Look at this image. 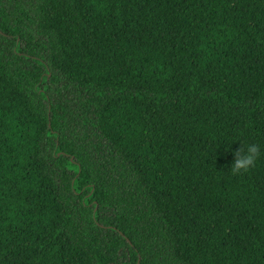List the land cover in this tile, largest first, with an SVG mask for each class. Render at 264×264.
Returning a JSON list of instances; mask_svg holds the SVG:
<instances>
[{"label": "trees", "instance_id": "1", "mask_svg": "<svg viewBox=\"0 0 264 264\" xmlns=\"http://www.w3.org/2000/svg\"><path fill=\"white\" fill-rule=\"evenodd\" d=\"M0 264H264V0H0Z\"/></svg>", "mask_w": 264, "mask_h": 264}, {"label": "clouds", "instance_id": "2", "mask_svg": "<svg viewBox=\"0 0 264 264\" xmlns=\"http://www.w3.org/2000/svg\"><path fill=\"white\" fill-rule=\"evenodd\" d=\"M261 149L256 144H248L245 149L239 150L236 153V159L231 167V171L234 174H238L241 171H248L250 168L254 167L260 156Z\"/></svg>", "mask_w": 264, "mask_h": 264}]
</instances>
